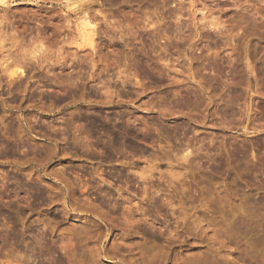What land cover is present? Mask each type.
Wrapping results in <instances>:
<instances>
[{
    "label": "rangeland",
    "instance_id": "1",
    "mask_svg": "<svg viewBox=\"0 0 264 264\" xmlns=\"http://www.w3.org/2000/svg\"><path fill=\"white\" fill-rule=\"evenodd\" d=\"M0 264H264V0H0Z\"/></svg>",
    "mask_w": 264,
    "mask_h": 264
},
{
    "label": "bare ground",
    "instance_id": "2",
    "mask_svg": "<svg viewBox=\"0 0 264 264\" xmlns=\"http://www.w3.org/2000/svg\"><path fill=\"white\" fill-rule=\"evenodd\" d=\"M93 40V39H92Z\"/></svg>",
    "mask_w": 264,
    "mask_h": 264
}]
</instances>
